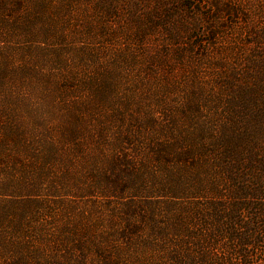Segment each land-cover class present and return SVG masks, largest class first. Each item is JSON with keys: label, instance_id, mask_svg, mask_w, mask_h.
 Instances as JSON below:
<instances>
[{"label": "rangeland", "instance_id": "obj_1", "mask_svg": "<svg viewBox=\"0 0 264 264\" xmlns=\"http://www.w3.org/2000/svg\"><path fill=\"white\" fill-rule=\"evenodd\" d=\"M0 264H264V0H0Z\"/></svg>", "mask_w": 264, "mask_h": 264}]
</instances>
